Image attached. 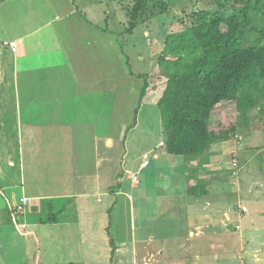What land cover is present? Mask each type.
Masks as SVG:
<instances>
[{"label":"crops","instance_id":"1","mask_svg":"<svg viewBox=\"0 0 264 264\" xmlns=\"http://www.w3.org/2000/svg\"><path fill=\"white\" fill-rule=\"evenodd\" d=\"M13 1L15 6H7ZM96 3L100 8L97 9ZM104 3L105 0H0V162L8 161L7 168H0V194L11 195L14 204L23 197L31 200L23 216L28 235L17 232L20 239L15 234L8 205L0 201V264H17V255L22 256L21 264H87L94 254H99L94 258L104 260L93 264H111L109 241L100 243L97 236L96 246L89 248L86 243L90 234L108 235L109 227L110 233L115 234L117 248L112 264H242V257L246 258L245 264H264V229L251 230L255 233H251V242L248 236L236 239L231 236L233 246L227 249L218 246L224 237V222L231 218L229 209L220 208L221 217L217 214L215 217L219 219H212L220 206L217 197L227 193L222 189L232 186L227 173L226 177L221 175L222 162L227 161L226 165L231 162L223 157L236 147L229 140L213 144L204 157L190 162L167 154L162 146L165 140L145 151L142 161L153 159L144 168L151 167L145 184L151 186L149 178L160 171L171 178L162 202L159 196L155 201L150 199L152 193L141 189L139 183L132 182L134 198L126 188L120 189L121 185L117 190L114 186L117 180L112 184L108 164L113 116L118 114L119 100L135 99L130 131L141 126L145 114L158 113L155 110L158 107L150 94L141 98L145 79L139 76L146 73L128 68L130 55L137 52L133 44L127 47L129 43L124 45L117 39L98 36L109 32L93 21L97 18L108 24ZM34 4L40 21H33ZM55 8L59 11L51 13ZM126 18V24L119 22L123 28L120 35L127 34ZM10 43H16L15 51ZM145 54L142 56L153 57L150 50ZM252 123L254 132L257 128ZM7 131L11 134L7 135ZM242 141L243 149L237 154L243 158L238 163L246 159L251 162L248 164L251 168L244 173L247 182L244 193L251 209L243 206L247 210L244 214L250 222H264V157H261L264 149L259 143H252L251 138ZM146 144L147 140L139 146L147 147ZM160 148L163 151L159 153ZM3 149L6 157L1 155ZM144 162L138 167L135 158L130 165L142 170ZM125 164L121 163V169L118 166L117 178ZM196 186L205 193L199 190L189 195V189ZM215 186L220 190L215 191ZM119 197H124L123 203ZM245 198L242 193L236 197L239 207ZM157 201L166 203V214L179 210L167 222H180L182 227L177 225L174 236L152 240L146 222L152 225L156 221L147 212ZM209 203L216 208L209 211L206 208ZM108 204V219L102 229L85 230L88 222L84 220L90 216L101 218L98 212ZM50 210L58 215L55 223L49 220ZM137 211L144 212L140 229ZM72 225L76 231L69 228ZM74 234H78V240L72 239ZM61 244L66 248H61ZM69 244L73 246L69 248ZM210 246H216V251L208 250ZM61 249L66 261L55 254ZM207 259L213 263H206Z\"/></svg>","mask_w":264,"mask_h":264},{"label":"rangeland","instance_id":"2","mask_svg":"<svg viewBox=\"0 0 264 264\" xmlns=\"http://www.w3.org/2000/svg\"><path fill=\"white\" fill-rule=\"evenodd\" d=\"M128 2L129 0H105L104 8L105 9L107 8L106 13L109 16L108 24L106 23L107 22L106 20H99L97 18L94 19L93 21L98 24V27H101L109 31L108 32L109 34L108 33H106V35L98 34V36H101V37L105 36L111 39L112 38L117 39L119 40L120 44H124V45L129 43L127 47L133 44L134 50H137V52L134 51L132 55H130V58H129L130 64L128 68L132 67L138 72L142 71L143 73L147 74V76L149 77L148 80L150 79L149 82L152 83L153 85L155 84V87H153V90H151L152 92L150 91L151 93H153V95L151 94L150 95L154 99L159 98V96L162 94V90L164 87L162 83L163 80L161 79L160 74H158V71H159L158 58H160V56H162L164 52V49H165L164 45H165L168 35L173 34V33H178V32L185 30L186 28L190 27V25H193V23L196 22L197 20H201V19L208 20L209 18L214 17L216 13H221L223 17L230 16L231 14L236 13V11L232 8V6H237V8L239 7L232 0H147V2H149V6L151 10H154V13H157L156 17L153 18L152 21L148 22V24L140 25L138 29L135 31V33L132 35L131 34H128V35L121 34L120 35L119 32L122 31L121 29L123 28L121 25H119V22L123 21L126 24L127 15H125L124 10L127 7V4H129ZM132 2L133 1L131 0L130 6L132 5ZM220 3L225 4L226 6L228 5L227 8L221 9ZM7 6L9 7L15 6L14 1L8 3ZM96 6H98V3H96ZM130 6H128V8ZM35 7H37L36 4H34V7H33V17L34 18L36 17V19L33 21H40V19L37 18V16H39L37 14L39 13V10L37 9L38 7L37 8ZM118 7H120L121 10H118L117 12L116 9H118ZM98 8L100 7L98 6L97 9ZM163 9H166V10L164 11ZM58 11L59 10H56L55 8L53 9V11H51V13L52 12L56 13ZM96 12L98 13L99 11L96 10ZM251 16H252V23H251L252 25H251V31L249 32L251 35V39L247 41V45L249 43L253 45L258 42V36L256 35L255 28L262 29L264 26L263 17H261L260 15H254L253 13H251ZM146 31L148 32V34H146ZM263 42L264 41L261 40V44ZM112 44H115V43L112 42ZM1 46H2V43L0 44V47ZM114 48L116 52H119L117 46H114ZM148 50L152 52L153 57H151L150 54L148 58L145 57L146 55L145 53L148 52ZM142 53L145 55L142 56L143 55ZM141 56L143 58L142 60H140ZM134 101L135 99L133 98L126 99V97H123L121 100H119V104H117L119 105L116 108L117 109L116 113L118 114L113 116V124H112V131H111V138L113 142H112V150L110 154L111 163L108 164V166L111 167L112 169L111 171L112 172V184H114L115 181L117 180V184L116 183L114 184V186L117 187V190L119 189V185H121L120 189L126 188L127 191L131 193L134 198L136 191L135 189H133L132 178L133 176L138 175L139 185H140L139 187H141V189L143 190H148L149 192L152 193L151 197H149L150 199H153L155 201L157 199L156 196H159L161 198L160 202H162L163 201L162 197L164 196L163 191L167 190L168 184L171 181L170 177L169 179L167 178L166 172L160 171L159 174H154L151 178H149V181L151 183V186H150L145 183L147 181L146 176L150 172L151 167L148 169L147 168L144 169L145 167H143L142 170H139L138 168L130 165V162H132L135 158H137L138 167H139L140 163L145 161V160L142 161L143 159L142 156L144 155L143 153H145V151H147L151 147L152 148L156 147L159 143H161V141H164L166 139V135L163 130V126L161 122L160 112H159V109H155L156 112L158 113L154 112V115H151V113H149V115L148 113L145 114V116H142L141 126L134 131L133 130L130 131L128 130V128L130 126V122L133 117L132 111L134 110L132 106L134 105L133 104ZM129 108H132V109L130 110ZM225 111L222 112V113L225 112L222 117V123L220 124V126L216 128V131L219 132L221 130H227L231 128L232 126H235L236 131L235 133L230 134L228 140L230 141L231 145H235L236 147L234 148V150L229 149L226 155L223 157V159L225 158V160H230L231 162L233 160H238V162L240 160L242 161L243 157L242 156L240 157L237 154V151H239V149L240 151H242L241 149H243V146H241V144L244 142L242 141L244 140V138L245 139L251 138L252 143H255V142L259 143L260 145H262L264 149V100L261 102L260 106L251 109L245 117H241L237 114L236 107L234 104L225 106ZM156 114H158V118L156 117ZM251 122H254L252 123V125L253 126L255 125V127L257 128V130H255L254 132H251ZM10 134L11 132L7 131V135H10ZM147 134H148V138L146 136ZM146 140H147L146 145H148L147 147L139 146L140 142L144 143ZM162 151H163V148H160L158 152L160 153ZM125 152H126V155H125ZM233 152H235L236 154ZM1 155H4L6 157V149L2 150ZM248 155L251 160V156H250L251 154H248ZM261 157H264V155H262ZM147 159L148 161L146 162L149 165V161H153V159L152 157L147 158ZM123 162L126 163L124 166V170L123 171L120 170L121 176L117 178V174H115V172L116 170H118V166L121 169V163ZM222 163H223V169H222L221 175H224V177H226V175L229 174L231 170V167L229 166L230 163L229 165H226L228 163L227 161L226 163L225 162H222ZM250 163L251 162L248 159H246L245 162H242L241 164H239V167L236 170L232 171L233 175L231 174H229V176L227 175V178L228 177L230 178V179L228 178V180L232 183V186L228 187L227 189L226 188L222 189V191L223 190L227 191V193H224L223 191L225 195L224 196L219 195L217 197V203L220 204V206L218 208L217 213L213 212L214 216L212 217V219L213 218L214 220L219 219L215 217L217 214H218V217H221L219 214L220 208L221 210L223 209L222 211L229 209L228 213H230V217H231L229 219V222H224V226L222 228L223 230L221 229L226 234L224 233V237L221 239L222 242H220L218 246H221V248L223 246L224 249H227V247L230 248L231 245L233 246L232 241L229 239L231 236L235 239L238 237H242L243 235L248 236L251 242V233L255 235V233L252 232L251 230L256 229L259 231V230L264 229V222H250L249 217H247V214H244V213H247L246 212L247 210L243 209L244 208L243 206H247L249 209H251V207L246 202V198H245L246 193H244L245 189L247 188V184H246L247 182H246V178H244V173L249 167L248 164ZM7 166H8V161L6 159H3L0 162V168L1 167L7 168ZM163 167L167 168L166 165ZM217 168L220 169L221 167L218 166ZM249 168H251V166ZM5 170L9 173L8 169H5ZM16 170H19V164H17ZM126 170L128 171L125 175L124 171ZM171 174H174V173L171 172ZM14 176L16 175L14 174ZM172 179H173V176H172ZM250 187L251 185L249 184V188ZM215 188L217 189H214V190L218 191L219 186L218 187L215 186ZM241 193H242V198H245V199H243L244 203L241 204L239 207L238 206L239 203L237 202L236 197H238L239 194ZM10 197L11 195H7V193L6 195L4 194L3 196H1L0 194V201L3 203V205H7L9 204V202H12L10 200ZM19 199L20 198H18V200ZM120 199L123 203L124 197L122 198L119 197V200ZM157 202L158 203L154 202L150 206V212L149 213L147 212V214H149L148 216L150 217L154 216L155 221H156V222H152V225H150L149 222H146L147 228H148L146 229L148 230L147 234L151 236L152 240L153 238L155 239V237L157 238L169 237V235L174 236L175 235L174 233L177 229V225H178V228L182 227V225L181 226L179 225V224H182L180 222L179 223L167 222L169 217H173L174 215H176L177 211L179 212V210L174 209V210H171L168 214H166V207H167V206L165 207L166 203L164 204V203H160L159 201ZM138 203L139 202L136 201L137 208H138ZM158 205H160V207H158ZM208 205L209 207L207 206L206 208H208L209 211L210 210L212 211L216 208L215 207L216 205H214V203L212 205L209 203ZM109 207L110 205L108 204L105 206V209L99 210L98 213H101L102 219L97 213L96 216H99L98 218L97 217L93 218L90 216L89 219L84 220V222L89 223V224L88 223L85 224L84 226L85 230L94 231V229L96 230L102 229L103 224L105 225L106 220L108 219L107 210L109 209ZM163 207H164V210L161 212V208ZM104 214L106 216H104ZM136 215H137V222H139V220L141 219V222H139V225L141 224V226L138 227L140 229L144 223L142 222L144 219V216H143L144 212L141 214L140 211H137ZM24 221L26 220H24L22 216L18 224ZM92 222H95V223H92ZM99 223H102V225ZM92 225H94L95 228L92 227ZM251 225H252V228H251ZM13 226L15 228L14 224ZM236 226H239L240 229H235ZM69 228H73L76 231V229L74 228V225L70 226ZM15 230H16L15 234L17 236V239H20L19 235H17L19 233L17 231V228H15ZM228 234L230 236H228ZM25 235H28V233H26ZM97 236L100 239V243L103 241L107 243L108 241L107 234H104L102 232H99V234H95V235L90 234L86 238V241H87L86 243H89V246H88L89 248H92V246L97 245V243H95L94 241ZM113 236H115V234H113ZM72 239L78 240L79 239L78 234L77 235L74 234ZM165 245L167 244L165 243ZM60 246L61 248L63 247L66 248L65 244H61ZM72 246L73 244H69V248H71ZM214 247L216 246H210L208 247V250L216 251ZM62 251L63 250L61 249L59 252H56L55 254H58L62 258L60 259L61 261H66V259L63 256H61L63 254ZM69 253L70 251L67 253V255ZM173 253H171L172 256H173ZM90 255L92 254L90 253ZM95 256H99V254L98 255L94 254L92 256L93 258L91 259L92 262H90L89 259L87 261L92 264L103 262L104 259L94 258ZM21 260H22V256L17 255L16 256L17 264H21ZM210 261L211 260L207 259L206 263H210ZM88 262L86 263L88 264ZM108 262L110 263V259ZM241 262L242 264H245L246 258L242 257ZM211 263H213V261H211Z\"/></svg>","mask_w":264,"mask_h":264},{"label":"trees","instance_id":"3","mask_svg":"<svg viewBox=\"0 0 264 264\" xmlns=\"http://www.w3.org/2000/svg\"><path fill=\"white\" fill-rule=\"evenodd\" d=\"M132 1L127 9V34L157 15L147 0ZM232 1L239 6H232L236 13L227 17L216 13L169 34L158 58V74L164 87L155 101L166 135L162 146L167 154L187 162L204 157L213 144L235 133V126L216 131L225 106L234 104L237 114L245 117L264 100V26L255 28L258 42L247 45L251 39V13L264 18V0ZM220 4L221 9L228 6ZM139 77L145 79L141 98L153 95L155 84L148 81L146 74ZM234 170L231 163L229 174L233 175ZM199 190L204 192L202 187H191L189 195ZM50 211V222H57L58 215ZM109 228L112 264L117 248Z\"/></svg>","mask_w":264,"mask_h":264},{"label":"built area","instance_id":"4","mask_svg":"<svg viewBox=\"0 0 264 264\" xmlns=\"http://www.w3.org/2000/svg\"><path fill=\"white\" fill-rule=\"evenodd\" d=\"M10 46L13 48L14 51L16 50V43H10ZM147 165H148V163L145 162L143 167H146ZM232 165H233V167L235 169H237L238 166H239L238 160H233L232 161ZM132 182H133V184H138L139 183L138 175L133 176ZM30 202H31L30 199L23 197L16 204H14L12 202H9V204H7L8 205V210L10 212L11 222L15 225V227L17 228V231L21 235H25L26 233H28L26 231L27 227H26L25 222H22L20 224H18V222H19V220H21V217L24 216L25 208L29 205ZM235 229H240V227L236 226Z\"/></svg>","mask_w":264,"mask_h":264}]
</instances>
